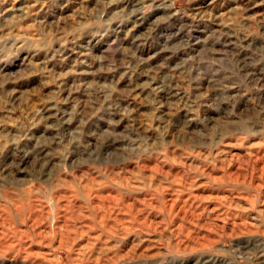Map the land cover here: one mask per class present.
Returning <instances> with one entry per match:
<instances>
[{
	"label": "rangeland",
	"instance_id": "374dc122",
	"mask_svg": "<svg viewBox=\"0 0 264 264\" xmlns=\"http://www.w3.org/2000/svg\"><path fill=\"white\" fill-rule=\"evenodd\" d=\"M0 264H264V0H0Z\"/></svg>",
	"mask_w": 264,
	"mask_h": 264
},
{
	"label": "bare ground",
	"instance_id": "6f19581e",
	"mask_svg": "<svg viewBox=\"0 0 264 264\" xmlns=\"http://www.w3.org/2000/svg\"><path fill=\"white\" fill-rule=\"evenodd\" d=\"M181 98V97H180Z\"/></svg>",
	"mask_w": 264,
	"mask_h": 264
}]
</instances>
